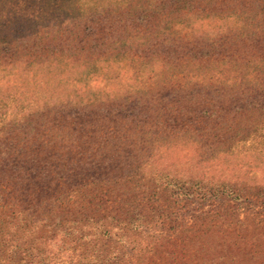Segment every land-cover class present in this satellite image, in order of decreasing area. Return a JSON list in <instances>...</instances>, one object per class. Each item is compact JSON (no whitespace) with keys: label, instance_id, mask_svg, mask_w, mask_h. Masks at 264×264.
I'll list each match as a JSON object with an SVG mask.
<instances>
[{"label":"trees","instance_id":"1","mask_svg":"<svg viewBox=\"0 0 264 264\" xmlns=\"http://www.w3.org/2000/svg\"><path fill=\"white\" fill-rule=\"evenodd\" d=\"M0 80V264H264V219L237 212L264 186L158 169L198 135L144 126L260 134L264 0H0Z\"/></svg>","mask_w":264,"mask_h":264},{"label":"rangeland","instance_id":"2","mask_svg":"<svg viewBox=\"0 0 264 264\" xmlns=\"http://www.w3.org/2000/svg\"><path fill=\"white\" fill-rule=\"evenodd\" d=\"M135 59H137L136 61H140L144 58L137 56ZM160 78L158 80L149 77V74L136 75L133 72H129L125 77L133 86L136 85L137 89L143 88L148 97L157 94V98L163 101V95L167 93H163V91L165 92V89H163V83H165L163 82V75ZM205 78V80L208 79L213 84L224 82L222 80L224 79L223 77H210V75H207ZM166 80L167 83L173 84L176 78H168ZM179 81L182 82L181 79ZM9 106L10 109L13 108V103H10ZM140 117L142 116H138L139 119ZM168 120L169 118H167L165 124L162 121L155 126H144L158 134L168 131L173 134H181L185 130L192 129L197 133L198 139L196 141L182 139L176 144L171 145V147L163 146L165 149L161 147L159 152L154 153V159L161 163L158 169L163 167L167 161L172 166L192 169L193 165L198 164V159L207 156L209 160L205 163L209 162L210 166L205 170H207V174H210L214 178V181L224 176L225 179L231 181L237 182L239 179H244L247 185L264 186V129L260 131V134L246 132L243 136H239L233 132L236 126L231 124V127L222 135L214 124L201 125L202 123L199 124L188 119L180 120L178 118L172 122ZM139 125H141V122H139ZM163 157L165 158L164 161ZM220 205V202L215 201H207L203 205H200L197 201L192 203V206L198 209L215 208L220 207ZM237 212L239 217L245 214H256L258 217L264 219V210L260 209L259 204L255 201L244 202ZM187 219L189 218L187 217ZM150 232L151 229H147L143 237Z\"/></svg>","mask_w":264,"mask_h":264}]
</instances>
